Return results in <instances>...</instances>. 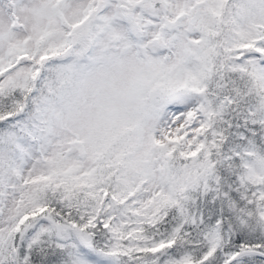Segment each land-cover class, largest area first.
Segmentation results:
<instances>
[{
    "label": "snow or ice",
    "instance_id": "obj_1",
    "mask_svg": "<svg viewBox=\"0 0 264 264\" xmlns=\"http://www.w3.org/2000/svg\"><path fill=\"white\" fill-rule=\"evenodd\" d=\"M0 264H264V0H0Z\"/></svg>",
    "mask_w": 264,
    "mask_h": 264
}]
</instances>
